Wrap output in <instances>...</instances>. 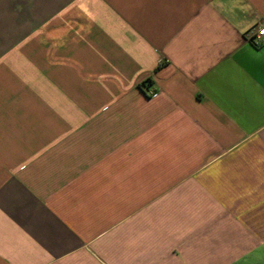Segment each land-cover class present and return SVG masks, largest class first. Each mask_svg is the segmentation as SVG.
I'll use <instances>...</instances> for the list:
<instances>
[{
	"label": "crops",
	"instance_id": "obj_1",
	"mask_svg": "<svg viewBox=\"0 0 264 264\" xmlns=\"http://www.w3.org/2000/svg\"><path fill=\"white\" fill-rule=\"evenodd\" d=\"M261 27L264 0H0V264H264Z\"/></svg>",
	"mask_w": 264,
	"mask_h": 264
},
{
	"label": "built area",
	"instance_id": "obj_2",
	"mask_svg": "<svg viewBox=\"0 0 264 264\" xmlns=\"http://www.w3.org/2000/svg\"><path fill=\"white\" fill-rule=\"evenodd\" d=\"M263 36H264V27H261L251 34L250 39L255 43H259L263 39ZM150 93H152V91Z\"/></svg>",
	"mask_w": 264,
	"mask_h": 264
},
{
	"label": "trees",
	"instance_id": "obj_3",
	"mask_svg": "<svg viewBox=\"0 0 264 264\" xmlns=\"http://www.w3.org/2000/svg\"><path fill=\"white\" fill-rule=\"evenodd\" d=\"M151 85V80H149L148 82H145L144 84H143V87L145 88V89H148V86H150Z\"/></svg>",
	"mask_w": 264,
	"mask_h": 264
}]
</instances>
